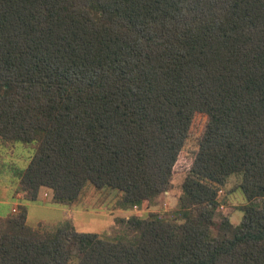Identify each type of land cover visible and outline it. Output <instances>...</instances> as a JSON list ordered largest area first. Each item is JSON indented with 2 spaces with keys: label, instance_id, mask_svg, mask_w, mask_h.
Returning <instances> with one entry per match:
<instances>
[{
  "label": "trees",
  "instance_id": "obj_1",
  "mask_svg": "<svg viewBox=\"0 0 264 264\" xmlns=\"http://www.w3.org/2000/svg\"><path fill=\"white\" fill-rule=\"evenodd\" d=\"M17 143L26 201L92 186L137 211L110 236L19 204L0 264H264V0H0V148ZM176 173L171 215L142 216ZM230 175L243 216L216 224Z\"/></svg>",
  "mask_w": 264,
  "mask_h": 264
},
{
  "label": "rangeland",
  "instance_id": "obj_2",
  "mask_svg": "<svg viewBox=\"0 0 264 264\" xmlns=\"http://www.w3.org/2000/svg\"><path fill=\"white\" fill-rule=\"evenodd\" d=\"M203 123L204 117L196 115L190 133L197 135ZM33 154L32 148H25L20 143L8 149L0 148V216L16 214L19 211L18 205L24 204L27 209V224L30 226L41 223L51 227L68 222L80 232L112 236L117 234L120 229L117 219L127 218L137 211L136 207L122 206L119 203L120 194L116 190L94 189L92 186H87L79 198L70 204L49 203L47 202L49 194L42 195V200L37 202L26 201L17 184V178ZM183 178L184 174L176 173L171 180L169 191L159 197L154 205L142 210L140 214L145 216L154 212L162 216H170L180 195ZM240 182L239 175H230L219 187V191H221H218V199L221 202H218L217 213L214 217L216 224L221 221L223 216L229 217L233 224H238L241 221L243 212L240 207L246 204V199L241 191ZM17 194L22 196L18 198ZM256 206H261V201L257 200Z\"/></svg>",
  "mask_w": 264,
  "mask_h": 264
},
{
  "label": "crops",
  "instance_id": "obj_3",
  "mask_svg": "<svg viewBox=\"0 0 264 264\" xmlns=\"http://www.w3.org/2000/svg\"><path fill=\"white\" fill-rule=\"evenodd\" d=\"M19 176V175H18ZM18 184V183H17ZM21 194H23V192L21 193ZM21 194H17L16 196L19 198V196H22ZM13 209V208H12ZM12 209H11V211H12Z\"/></svg>",
  "mask_w": 264,
  "mask_h": 264
},
{
  "label": "built area",
  "instance_id": "obj_4",
  "mask_svg": "<svg viewBox=\"0 0 264 264\" xmlns=\"http://www.w3.org/2000/svg\"><path fill=\"white\" fill-rule=\"evenodd\" d=\"M220 191H221V190H220ZM220 191H219V192H220ZM221 207H222V206H221ZM13 210H15V209H13Z\"/></svg>",
  "mask_w": 264,
  "mask_h": 264
}]
</instances>
